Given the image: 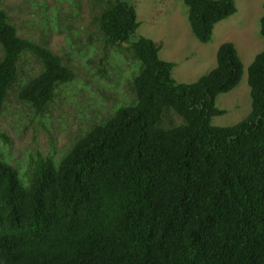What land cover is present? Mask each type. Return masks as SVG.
<instances>
[{
	"label": "trees",
	"instance_id": "trees-1",
	"mask_svg": "<svg viewBox=\"0 0 264 264\" xmlns=\"http://www.w3.org/2000/svg\"><path fill=\"white\" fill-rule=\"evenodd\" d=\"M98 1L106 48L135 61V100L95 121L62 159L40 157L24 174L0 150V264H264V52L248 69L251 114L216 127L227 114L218 97L245 77L237 47L223 44L213 71L181 84L163 46L137 35L135 6ZM182 1L203 44L238 13L235 0ZM0 46V114L27 54L41 69L18 99L38 115L76 80L68 60L21 37L2 9ZM171 112L182 123L165 128Z\"/></svg>",
	"mask_w": 264,
	"mask_h": 264
},
{
	"label": "rangeland",
	"instance_id": "rangeland-1",
	"mask_svg": "<svg viewBox=\"0 0 264 264\" xmlns=\"http://www.w3.org/2000/svg\"><path fill=\"white\" fill-rule=\"evenodd\" d=\"M135 6L141 27L137 35L162 45L161 59L176 64L173 77L181 84H194L217 67V53L233 43L243 60L245 77L231 93L218 97L217 107L227 111L215 117L216 127H231L252 111L248 69L264 52L261 19L264 0H235L238 13L217 25L213 41L199 42L188 22L182 0H125ZM20 36L46 44L70 63L77 75L61 88L45 114L38 115L18 94L24 83L38 75L41 65L30 55L21 61V77L9 93L0 114V150L24 174L40 157L62 159L95 121L110 118L115 110L135 100L130 80L135 61L118 48H106L98 28L103 5L98 0H0ZM122 53L125 58L122 57ZM3 50L0 46V61ZM182 123L169 113L164 127Z\"/></svg>",
	"mask_w": 264,
	"mask_h": 264
}]
</instances>
